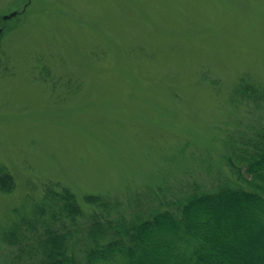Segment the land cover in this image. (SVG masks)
I'll return each mask as SVG.
<instances>
[{
  "label": "rangeland",
  "instance_id": "obj_1",
  "mask_svg": "<svg viewBox=\"0 0 264 264\" xmlns=\"http://www.w3.org/2000/svg\"><path fill=\"white\" fill-rule=\"evenodd\" d=\"M247 72L264 83V0H0V223L49 181L124 204L210 188L223 138L264 123L231 102Z\"/></svg>",
  "mask_w": 264,
  "mask_h": 264
},
{
  "label": "trees",
  "instance_id": "obj_2",
  "mask_svg": "<svg viewBox=\"0 0 264 264\" xmlns=\"http://www.w3.org/2000/svg\"><path fill=\"white\" fill-rule=\"evenodd\" d=\"M230 91L233 104L264 108V83L248 72ZM222 148L228 174L210 188L159 187L133 204L45 182L0 223L3 264H264V123L226 135ZM15 187L0 164V192Z\"/></svg>",
  "mask_w": 264,
  "mask_h": 264
},
{
  "label": "water",
  "instance_id": "obj_3",
  "mask_svg": "<svg viewBox=\"0 0 264 264\" xmlns=\"http://www.w3.org/2000/svg\"><path fill=\"white\" fill-rule=\"evenodd\" d=\"M13 14V13H12Z\"/></svg>",
  "mask_w": 264,
  "mask_h": 264
}]
</instances>
